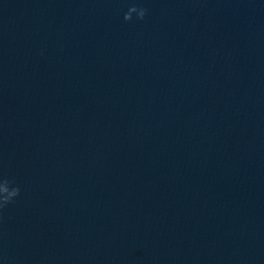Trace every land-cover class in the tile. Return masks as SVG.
<instances>
[{
	"label": "water",
	"instance_id": "1",
	"mask_svg": "<svg viewBox=\"0 0 264 264\" xmlns=\"http://www.w3.org/2000/svg\"><path fill=\"white\" fill-rule=\"evenodd\" d=\"M0 173V264H264V0H0Z\"/></svg>",
	"mask_w": 264,
	"mask_h": 264
},
{
	"label": "clouds",
	"instance_id": "2",
	"mask_svg": "<svg viewBox=\"0 0 264 264\" xmlns=\"http://www.w3.org/2000/svg\"><path fill=\"white\" fill-rule=\"evenodd\" d=\"M148 12V9L132 3L128 7L127 12L124 15V19L127 22H131L134 18L138 20H144ZM21 194V188L16 185V181L8 176L0 173V221L3 220L4 210L11 204L16 203L17 198Z\"/></svg>",
	"mask_w": 264,
	"mask_h": 264
}]
</instances>
